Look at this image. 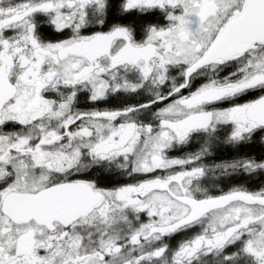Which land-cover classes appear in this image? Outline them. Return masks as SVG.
Listing matches in <instances>:
<instances>
[{
	"label": "snow or ice",
	"instance_id": "obj_1",
	"mask_svg": "<svg viewBox=\"0 0 264 264\" xmlns=\"http://www.w3.org/2000/svg\"><path fill=\"white\" fill-rule=\"evenodd\" d=\"M0 264H264V0H0Z\"/></svg>",
	"mask_w": 264,
	"mask_h": 264
}]
</instances>
